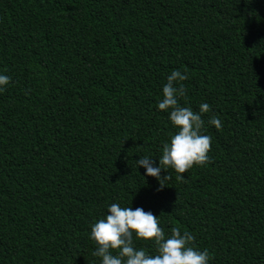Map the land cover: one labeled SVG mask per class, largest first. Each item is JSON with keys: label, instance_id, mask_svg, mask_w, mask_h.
Here are the masks:
<instances>
[{"label": "trees", "instance_id": "1", "mask_svg": "<svg viewBox=\"0 0 264 264\" xmlns=\"http://www.w3.org/2000/svg\"><path fill=\"white\" fill-rule=\"evenodd\" d=\"M173 70L181 106L210 105L211 151L161 189L135 162L158 167L175 134ZM0 74V264H101L91 227L113 203L209 264H264V0H0Z\"/></svg>", "mask_w": 264, "mask_h": 264}, {"label": "clouds", "instance_id": "2", "mask_svg": "<svg viewBox=\"0 0 264 264\" xmlns=\"http://www.w3.org/2000/svg\"><path fill=\"white\" fill-rule=\"evenodd\" d=\"M187 79L186 74L173 70L163 86V99L158 103V110L169 113L170 123L176 131L170 143L163 144L159 166H154L147 156L135 162L137 168L143 167L147 176L159 182L161 189L171 179L169 169L175 172L177 180H182L183 174L194 166L202 167L209 162L212 138L202 134L201 129L204 127L202 114L210 111V105L201 104L197 113L179 104L178 98L186 94L182 82ZM10 80L9 76L0 74V91L5 90ZM208 123L217 129L223 126L217 116ZM162 171L167 175L162 177ZM170 233L166 237L159 218L153 213L113 203L108 207L106 217L92 225L90 239L96 245L94 255L101 258V264H209V252L192 246L195 237L190 232L182 234L180 228L172 227ZM134 240L151 242L155 254H149L144 248L137 249Z\"/></svg>", "mask_w": 264, "mask_h": 264}]
</instances>
